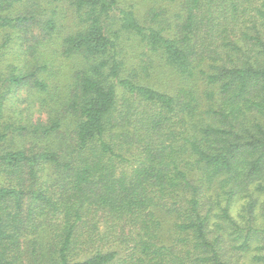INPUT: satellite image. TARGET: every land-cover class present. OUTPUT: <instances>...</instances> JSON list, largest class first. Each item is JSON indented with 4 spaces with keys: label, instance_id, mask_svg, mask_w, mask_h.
Segmentation results:
<instances>
[{
    "label": "trees",
    "instance_id": "trees-1",
    "mask_svg": "<svg viewBox=\"0 0 264 264\" xmlns=\"http://www.w3.org/2000/svg\"><path fill=\"white\" fill-rule=\"evenodd\" d=\"M0 264H264V0H0Z\"/></svg>",
    "mask_w": 264,
    "mask_h": 264
},
{
    "label": "rangeland",
    "instance_id": "rangeland-1",
    "mask_svg": "<svg viewBox=\"0 0 264 264\" xmlns=\"http://www.w3.org/2000/svg\"><path fill=\"white\" fill-rule=\"evenodd\" d=\"M23 57L20 58V61ZM24 63V61H23ZM5 112L16 115L23 121L46 123L47 112L28 93L25 87L18 88L15 93L7 96L5 100ZM241 201H237L233 207V214L236 215Z\"/></svg>",
    "mask_w": 264,
    "mask_h": 264
}]
</instances>
